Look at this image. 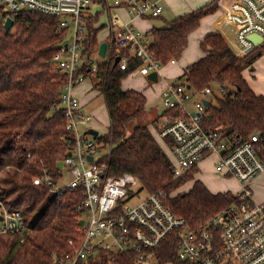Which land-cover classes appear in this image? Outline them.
Segmentation results:
<instances>
[{
  "label": "built area",
  "instance_id": "built-area-1",
  "mask_svg": "<svg viewBox=\"0 0 264 264\" xmlns=\"http://www.w3.org/2000/svg\"><path fill=\"white\" fill-rule=\"evenodd\" d=\"M91 5L99 10L89 12ZM218 5L219 25L231 33L228 46L236 57L242 58L258 47L248 38L251 34L261 37L260 44H264V0H220ZM117 9L124 10L129 18L154 19L162 14L164 0H0L2 23L7 17L29 10L58 17L57 32L65 30L67 35L71 31L69 40L60 43L52 58L62 73L59 99L65 120L61 136L65 153L58 169L60 178L52 192L79 188L83 195L76 210L83 223L78 240H68L72 251L64 255L51 253L52 264H77L100 254L110 261L125 255L130 264H264V200L255 201L250 188V182L264 173L258 135L227 138L204 124L210 99L216 94H227L228 90L207 86L194 91L176 80L164 82L160 90L158 135L170 140L173 175L179 177L214 155V170L233 177L240 185L233 194L234 202L204 223L188 226L165 204L163 191L141 190L132 174L106 173L100 160L109 150L100 154L107 146L85 133L91 128L92 115L82 110L74 94L75 87L94 75L100 61L112 53L119 56L117 65L121 70L127 69L130 58L137 62L130 73L136 71L147 76L156 72L158 81L163 67L149 50L150 37L130 21H124L114 11ZM93 13L108 14L106 38L98 40L92 53L84 55L83 21ZM102 41L107 45L105 58L97 53L95 60L94 53ZM120 51L127 54L122 56ZM174 63L175 60H170L168 64ZM83 67H87L89 75L81 70ZM203 100L208 104L204 105ZM64 174L70 181L58 186ZM44 180L52 184L48 177ZM41 181L33 179L34 184ZM0 216V236L16 235L22 242L30 228L21 212L5 207L0 201ZM173 248L177 260L164 258Z\"/></svg>",
  "mask_w": 264,
  "mask_h": 264
},
{
  "label": "trees",
  "instance_id": "trees-1",
  "mask_svg": "<svg viewBox=\"0 0 264 264\" xmlns=\"http://www.w3.org/2000/svg\"><path fill=\"white\" fill-rule=\"evenodd\" d=\"M216 1L149 30V50L160 64L179 60L188 35L205 16L217 11ZM13 19L7 33L0 21V201L7 208L19 210L30 230L22 242L16 235L0 236V264H52L51 253H70L68 240H78L80 213L76 207L83 195L79 188L52 192L60 178L56 164L65 153L61 139L65 120L59 99L62 73L52 58L66 32H57L59 18L55 16L22 10ZM98 20L96 13L83 21L84 55L97 47V33L102 28L96 25ZM199 48L203 56L186 67L176 81L194 91L207 86L228 90L227 94L210 99L205 127L232 139L257 134L264 156V97L256 94L242 75L262 55V46L238 58L222 35L213 32L203 38ZM113 54L100 61L93 77L92 87L100 91L109 115L107 131L96 137L102 145L110 146L100 162L108 175L132 174L147 193L163 191L171 211L188 226L197 227L235 198L228 191L211 193L199 180H194L188 191L170 195L192 180L197 169L175 177L170 156L146 126H136L125 136L127 124L143 111L146 99L139 91L121 88L122 79L137 62L129 58L127 69L121 70L119 65L113 67ZM81 70L90 74L87 67ZM45 177L52 184L45 182ZM34 178L42 181L34 184ZM174 253L173 248L164 258L176 261ZM77 264L130 262L125 255L110 261L100 254Z\"/></svg>",
  "mask_w": 264,
  "mask_h": 264
},
{
  "label": "rangeland",
  "instance_id": "rangeland-1",
  "mask_svg": "<svg viewBox=\"0 0 264 264\" xmlns=\"http://www.w3.org/2000/svg\"><path fill=\"white\" fill-rule=\"evenodd\" d=\"M98 10L99 8L95 7L94 5H91L89 7V12L95 13ZM94 13L88 16L95 15ZM99 18L100 19L98 21L100 22L102 20L106 21V15L100 14ZM159 22L161 23L160 26H164V25L166 26V21H159ZM106 30L107 29L105 28V26L102 27L97 33V39L103 40L104 38H106ZM70 34H71V31H69L68 34L64 37L63 43H66L69 40ZM96 54L97 52L94 53L93 58L95 60H98V57L96 56ZM259 57L257 58L258 60L256 59L257 61L255 60L256 63L254 61L251 66L245 68L246 78L249 84L251 85V87L255 91H257L256 85H258L261 88H264V52L262 56L260 58ZM93 77L94 75H92V78H88V80L90 81L94 79ZM160 80H161V77L159 78V81L157 83L149 82L145 77H142L141 75L137 73L129 74L125 78L124 85L138 86L144 90L146 89L145 92L147 93L148 98L150 97L149 98L150 103L148 104V107L147 106L144 107L143 111L135 119L131 120L127 124L125 136H128L131 133L132 129L136 126H151L153 130L155 129L154 128L155 124L153 123V120L158 117L156 112L162 108V103L160 99V88H159ZM93 90H95V93L93 94L90 92V95L92 96V98H90L87 101V104L84 109L92 115V120L89 123V127L95 126L94 128L98 131L99 135H102L105 133L104 131H105L106 123H109V115L106 110L104 100H103V97L100 91L94 88ZM212 104L215 105L216 103L212 101ZM151 105L154 107V109L149 108V106ZM157 125L159 126V123H157ZM154 132L156 131L154 130ZM108 150H110V146H107L106 148H102L99 152L101 154V153L107 152ZM166 153L170 156V153L169 151H167V149H166ZM214 160H215V157H212V156L204 159L199 164V167H198L199 170L193 174V179L187 181L185 184H183L182 186H180L179 188L171 192L170 195L174 196L178 193L186 192L188 189L191 188L194 180H197L196 178H200L202 180L201 182L212 193H215V191L220 192L224 190V191L231 192L232 194H235L239 190L240 185L235 179L217 173L214 170ZM68 181H70V177L67 174H64L63 178L57 183V185L58 186L64 185ZM250 188L252 190L253 198L255 201H258L259 197L264 198V173L257 175L250 182Z\"/></svg>",
  "mask_w": 264,
  "mask_h": 264
},
{
  "label": "crops",
  "instance_id": "crops-1",
  "mask_svg": "<svg viewBox=\"0 0 264 264\" xmlns=\"http://www.w3.org/2000/svg\"><path fill=\"white\" fill-rule=\"evenodd\" d=\"M211 1L212 0H164V10H163L162 14L158 18H154V19L153 18L152 19L129 18L126 15V13L124 12V10H122V9H117V10H114V11L118 15H120L122 19L124 18L123 19L124 21H130V23L134 27H136L137 29H139L140 31H142L144 34H148V32H149V30L151 28L156 27V26H158V27L160 26L161 23L159 21H166V24H167V22L169 20H171L173 17L179 16V15H183V14H186V13H189V12H191V11H193V10H195V9H197V8L203 6V5H205V4H207V3L211 2ZM219 1L220 0H217L216 1L217 6H218L217 11L214 14H212V15L205 16L200 21L199 27L188 35V38H187V46L183 50L182 55L179 58V60L175 61L174 64H167V65H165V66H163L161 68V71H160L161 80H160V83H159L160 90L162 89V85H163L164 82H172V81L176 80L180 75L183 74V72L185 71L186 67H188L190 64L196 62L200 57L203 56V53H202V51L199 48V44H200V42L203 40V38L207 34L213 33V32H218V33H220L222 35V37L224 38V40L226 41V43L229 45V38H231V33H229L226 28L220 27V25H219V12H220V7L218 5V2ZM227 1H229V0H227ZM107 19H108V14H106V21H107ZM106 21L105 20H102L101 22L98 21L96 25L97 26L98 25H102V27L105 26V28L107 29L106 24H105ZM160 27H163V26H160ZM221 30L224 31V32H226V35H223V32ZM261 46H262V50H263L262 52H264V44L261 45ZM256 61H255V63H256ZM255 63H254V65H255ZM132 73H137V72L135 71V72H132ZM132 73H129V74H132ZM242 75H243L244 79L246 80L247 84L249 85V87L256 94L262 95L264 97V88H261L258 85H256L257 86L256 87L257 88V91H255L251 87V85L249 84V82H248V80L246 78L245 69L242 71ZM142 77H145L148 80L147 76H142ZM88 78H92V76L91 75L87 76L85 78V80L82 83H80L79 85H77L75 87V89H74V94L79 99L81 108H82V110L84 112H87L84 109L85 106H86V104H87V101L90 98H92V96L90 95V92L93 93V94L95 93V90H93V87H92V85H93L92 80L93 79L89 81ZM125 78L122 79V81H121V88L123 90L133 89L135 91L141 92L145 96V99H146L145 107L146 106L148 107V104L150 103L149 102L150 101V99H149L150 97L148 98V95L145 92L146 89L144 90V89H142L141 87H138V86H127V85H124ZM149 108L150 109H154V107L152 105L149 106ZM161 110H162V108L159 109L156 112V114L158 115V117L153 120V123L155 124L154 125V128H155L154 130L156 132H154V130H153V128L151 126H146V127L148 128V130L152 134V136L155 138V140L165 150V152H166V149H167V151H169V153H170V146L167 143L169 139L168 138H160L159 135H158V131H159V127H160L159 114L161 113ZM157 123H159V126L157 125ZM105 126L106 127H105V131L104 132L107 131L108 126H109V123H106ZM94 127H91V128L95 129ZM98 135H99V133H98ZM210 156L215 157V160H216V156L209 155L208 157H210ZM206 158H204V159H206ZM215 160H214V162H215ZM198 167H199V165L196 168L197 171L199 170ZM231 178H233V177H231ZM196 179L199 180V181H202L200 178H196ZM220 192H227V191L222 190ZM215 193H218V191H215ZM261 198L262 197H259L258 202L264 200V198H262V199Z\"/></svg>",
  "mask_w": 264,
  "mask_h": 264
},
{
  "label": "water",
  "instance_id": "water-1",
  "mask_svg": "<svg viewBox=\"0 0 264 264\" xmlns=\"http://www.w3.org/2000/svg\"><path fill=\"white\" fill-rule=\"evenodd\" d=\"M13 22H14V19L12 17H7L6 20L3 22L2 27H3V30H4L5 33H7L10 30V28L13 25ZM248 38L251 41H253L257 46L261 45L260 44L261 41H262L261 37L255 35V34H251V35L248 36ZM106 47H107V45H106L105 41L100 42L99 45H98L97 53H98V55L101 58H105ZM118 61H119V56H115L114 60H113V67H115L117 65ZM147 78H148L149 81H151L153 83H157V81H158L156 72H151L150 74L147 75ZM203 103H204V105H207L208 101L207 100H203ZM85 133L89 134V135H92L94 137L98 136V131L93 129V128L87 129L85 131ZM88 158H89V160H91L90 156ZM61 166H62V162L61 161L57 162V164H56L57 169H60ZM0 219H1V216H0ZM82 223H83L82 220L78 221L79 226H81Z\"/></svg>",
  "mask_w": 264,
  "mask_h": 264
}]
</instances>
